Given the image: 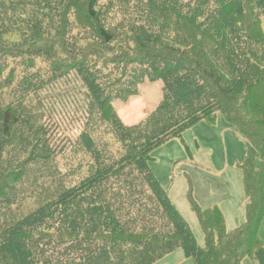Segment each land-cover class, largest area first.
I'll return each instance as SVG.
<instances>
[{"label":"trees","instance_id":"obj_1","mask_svg":"<svg viewBox=\"0 0 264 264\" xmlns=\"http://www.w3.org/2000/svg\"><path fill=\"white\" fill-rule=\"evenodd\" d=\"M264 0H0V264H264ZM72 76L83 127L57 142L45 93ZM163 98L126 126L116 101ZM217 115L247 143L244 223L188 200L200 246L151 154Z\"/></svg>","mask_w":264,"mask_h":264},{"label":"rangeland","instance_id":"obj_2","mask_svg":"<svg viewBox=\"0 0 264 264\" xmlns=\"http://www.w3.org/2000/svg\"><path fill=\"white\" fill-rule=\"evenodd\" d=\"M264 31V17L262 28ZM62 87H54L45 93L48 125L59 143L64 139H76L84 124L82 103L83 87L72 76ZM163 98L162 81H146L138 89V94L127 102L116 101V112L126 126H134L153 113ZM232 130L223 131L222 125ZM247 143L238 136L221 115L216 121L201 122L184 132L181 138L166 142L151 154L150 167L158 181L168 193L182 216L189 223L198 244L204 246V235L196 214L192 211L188 194L206 210L218 207L227 220V229L233 230L232 221L236 213L226 210L223 202L228 193L246 201L243 175L238 169L247 156ZM235 197V198H237ZM234 206L236 203L234 201ZM244 218L241 224L244 223ZM239 223L240 226L241 225ZM259 238L264 239V220L261 223ZM262 236V237H261ZM178 256L162 264H193L192 259ZM182 259H184L182 261Z\"/></svg>","mask_w":264,"mask_h":264},{"label":"crops","instance_id":"obj_3","mask_svg":"<svg viewBox=\"0 0 264 264\" xmlns=\"http://www.w3.org/2000/svg\"><path fill=\"white\" fill-rule=\"evenodd\" d=\"M222 129H223V131L232 130V129L228 128L227 125H224V124L222 125ZM228 195L229 196H227V198H222V199H225L223 202L224 213L226 212V210H229L230 212L236 213V216L234 217V219L232 221V227L237 228L238 227L237 225H239V223L241 224V221L244 218V211L243 210H244L246 201L244 202V200L241 199L239 196L238 197L233 196L230 193H228ZM235 197H237V198H235ZM234 201H235L237 207L234 206ZM226 224H227V220H226ZM261 240L264 243V239L262 238ZM178 252H180V251H177L173 254L168 255L167 257H165L164 259L159 261L157 264H162L163 262L169 263V261H172L176 258L175 256H178ZM181 253L183 254L182 251H181ZM181 253L179 256H181ZM183 256H184V254H183ZM184 258L186 259V257H184ZM183 260L184 259H182V261ZM193 264H195V263H193Z\"/></svg>","mask_w":264,"mask_h":264}]
</instances>
